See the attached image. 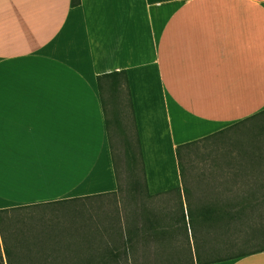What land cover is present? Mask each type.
Listing matches in <instances>:
<instances>
[{
	"label": "crops",
	"instance_id": "obj_1",
	"mask_svg": "<svg viewBox=\"0 0 264 264\" xmlns=\"http://www.w3.org/2000/svg\"><path fill=\"white\" fill-rule=\"evenodd\" d=\"M113 71L126 75L146 192L173 204L178 145L260 119L264 0H0V209L113 202L95 80ZM252 134L236 135V188L264 187ZM102 215L121 226L77 232L101 238L72 248L88 264H196L178 212ZM208 264H264V250Z\"/></svg>",
	"mask_w": 264,
	"mask_h": 264
},
{
	"label": "trees",
	"instance_id": "obj_2",
	"mask_svg": "<svg viewBox=\"0 0 264 264\" xmlns=\"http://www.w3.org/2000/svg\"><path fill=\"white\" fill-rule=\"evenodd\" d=\"M79 0H69V5H78ZM99 94L100 105L104 115L107 143L110 153L111 166L114 175L116 191L106 193V196L118 198L121 194L133 204L132 211L156 213L161 211L178 212L180 217L173 222L181 224L179 229L186 230V225L194 226L193 256L196 264L212 263L220 260L242 257L254 252L263 251L264 243L257 248H251L252 241L264 240V187L236 188L234 186V150L235 145L224 146L218 144L214 138L227 130H233L237 124L228 127L214 135L178 145L175 148V158L178 175L181 182L180 189L172 190L174 203L167 207L165 203L158 206L148 205L143 199L153 200L146 192L144 169L139 148L133 112L129 98L126 75L124 71H113L98 75L95 78ZM252 137L255 147H264V109L256 113ZM239 124V123H238ZM206 141L212 145L218 144L219 150H212V168L219 175H227L230 179L222 178L216 184L229 194L228 196H209L190 207L185 203L184 172L182 157L191 149ZM218 147V146H217ZM182 196L184 199H182ZM154 201V200H153ZM41 205H27L0 209V264H88L86 259L92 253L72 250L75 244H86L91 240H101L100 236L93 238L72 233L49 232L45 230L37 217L28 216L21 219L19 214L31 209L41 208ZM187 213V221L184 219ZM112 212V211H109ZM115 212H119L115 209ZM17 216V217H16ZM25 218V216H24ZM100 226L102 230L114 229V219ZM37 221V223H36ZM152 227L157 223L155 219H147ZM96 229V227L94 228ZM98 229V228H97ZM76 233V234H75ZM206 233V250L201 247L203 235ZM185 242L188 244V240ZM121 243V242H120ZM200 244V246L198 245ZM246 248L239 249V246ZM238 248V251L236 250ZM218 253H217V252ZM220 252H223L221 254ZM189 261L192 262V252L187 251ZM220 254V256H219ZM93 255L102 259L106 255L118 257L121 252H96ZM217 256V257H215Z\"/></svg>",
	"mask_w": 264,
	"mask_h": 264
},
{
	"label": "rangeland",
	"instance_id": "obj_3",
	"mask_svg": "<svg viewBox=\"0 0 264 264\" xmlns=\"http://www.w3.org/2000/svg\"><path fill=\"white\" fill-rule=\"evenodd\" d=\"M254 127V123L244 124L242 126H239L238 128H233V130H227L218 134L214 138V140L217 141L218 144L224 146H228L230 144L235 145L236 135L244 136L247 133L252 132ZM218 144L212 145L211 143H206V141H204L198 144L195 148L191 149V151H189L187 155H185V157H182L181 162L184 172L183 186L187 190V194H185V203L189 204L190 207L195 206L198 201L205 200L206 197L209 196L229 195L224 188L217 187L216 184L222 178L230 179V177H227L226 174L219 175L218 172L216 173L212 169L214 168V162H212L213 155L211 154V151H218L220 146ZM119 197L120 198H118V206L117 204L115 206V199L114 202L107 201L97 205L59 204L44 206L41 208H31L19 214L20 216L18 217L24 220L28 218V216L37 217L38 220L42 222V228L52 233L61 232L66 234L72 233L71 231H90L92 230L91 228L103 226L108 222L107 218L102 215L103 212H114L115 209L119 212L133 209V204L126 195L121 194ZM182 199H184L183 196ZM143 201L152 206H158V204L161 203H157L153 200L147 199H143ZM164 203L167 207H171L172 205L168 204L170 202ZM120 224L121 221H116L114 223V226L119 228L121 226ZM191 227L195 228L194 226ZM188 228H190L189 225ZM83 235L86 237L85 239L88 240V235L91 234L87 232ZM93 237L94 236H92V238ZM262 243H264V240H254L249 246H251V248H257ZM241 248L246 247L243 245L241 247L239 246V249ZM236 250L238 251V248H236ZM220 253L223 254V252Z\"/></svg>",
	"mask_w": 264,
	"mask_h": 264
}]
</instances>
